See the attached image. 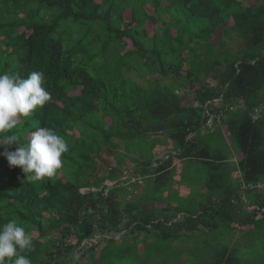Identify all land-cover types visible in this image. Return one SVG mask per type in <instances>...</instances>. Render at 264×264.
<instances>
[{
	"label": "trees",
	"instance_id": "trees-1",
	"mask_svg": "<svg viewBox=\"0 0 264 264\" xmlns=\"http://www.w3.org/2000/svg\"><path fill=\"white\" fill-rule=\"evenodd\" d=\"M231 33L245 41L237 52L223 40ZM32 71L51 98L13 131L26 143L49 127L69 144L57 174L35 183L0 155V225L26 227L32 264H250L240 243L182 245L264 227L262 0H0V74ZM209 102L236 107L211 132ZM176 159L186 198L174 191ZM138 175L144 192L129 201Z\"/></svg>",
	"mask_w": 264,
	"mask_h": 264
},
{
	"label": "clouds",
	"instance_id": "clouds-1",
	"mask_svg": "<svg viewBox=\"0 0 264 264\" xmlns=\"http://www.w3.org/2000/svg\"><path fill=\"white\" fill-rule=\"evenodd\" d=\"M44 80L40 71L30 72L27 78L19 73L0 74V155L33 183L54 177L63 167V155L69 151L68 141L53 128H38L26 143H21L13 131L21 117H29L49 102L51 94L43 86ZM14 145L18 146L11 150ZM33 247L31 234L17 219L0 225V264H32L23 253Z\"/></svg>",
	"mask_w": 264,
	"mask_h": 264
},
{
	"label": "rangeland",
	"instance_id": "rangeland-1",
	"mask_svg": "<svg viewBox=\"0 0 264 264\" xmlns=\"http://www.w3.org/2000/svg\"><path fill=\"white\" fill-rule=\"evenodd\" d=\"M129 18H130V15H129ZM154 27H155L154 25L149 23V29L151 31L154 29ZM221 33H222V30L218 33V35H220ZM223 40L226 42L227 48L229 50L233 51V52H237L238 50L242 49L244 47V44H245V41L241 37H239L237 35V33L225 34L224 37H223ZM129 48L132 49V46H129ZM127 77H129V75ZM170 81H171V79L167 80V82H170ZM210 81H212V80H210ZM139 83L142 84L144 82L143 81H139ZM183 92H184V94L187 93L184 90H183ZM185 96H186V94L184 95V97ZM188 101H189L188 97L186 99L184 98L183 99V104H187ZM222 106H223V104H222ZM231 107H234V106H231ZM224 109H225L226 115H227V112L230 109V107H225ZM235 110H236V107H235ZM230 112H232V111H230ZM204 130L206 131L205 126H204ZM214 138L217 139V140H215L216 142H218L220 140L219 139L220 137H215L214 136ZM226 142H227V144H229L230 147H227V145H226V148H224V145H223V149L222 150L224 152H227L228 154L232 153L233 149H232V146H231V143H230L229 139L226 138ZM235 153H234V155H235ZM236 156L238 158H240L241 154L236 153ZM126 169L127 170L125 171L124 176L122 178H125L126 176H129V174L132 172V170H129V168H126ZM200 176H201V178H200ZM129 179L131 180V182L135 181V179L132 178V177L129 178ZM202 179H203V175L198 173V171H194L193 172V175H192L193 182L195 181L198 184V182L200 181V183H202ZM238 180H241V177ZM140 183H143V184L140 185V189L138 191L134 192L135 188L131 187V191H133L134 193L129 191V195L125 196V197H127L129 199V201L130 200H134L133 199L134 196H139V195H141L144 192L145 183H144V181H141V180H140ZM105 184L114 185L113 181H111V180H109V181L107 180V182ZM199 185H202V184L196 185L197 186L195 188L196 192L199 191V189H198ZM192 195L194 196V194H191V196ZM184 198H186V197H184ZM186 201H188V199H185V200L181 201L180 203L181 204H185ZM248 201L250 202L249 198H244V204H247ZM229 234H234V233H229ZM225 235L226 234H223V235H220V236H215V237H210V234H208V235H206L204 237L203 236H198V237L194 236L193 238L190 239V242L192 243V245L189 242H187L186 244L182 245L181 244V240H180V242L174 243V245L178 246V247L182 245L185 248L192 249V250H195L197 248L199 251H201V248H202V252L203 253H208L210 251L208 246H210L211 250H212V248H218L219 245L221 247L224 246V245H227V246L230 247L231 245H235L236 243H240V245H239L240 252L243 255H246L245 258L248 261V263L250 262V264H264V227H262L261 229H258V230H254L253 232H249V231L241 232V231H239V232H237V234H235V236L232 235L231 238H228ZM241 237H242V240H237V241H234V240L231 241L230 240L232 238H239L240 239ZM184 238L186 239L188 237L185 236ZM208 239H209V242H207ZM212 239H215L216 242L214 240H212ZM205 250H207V252ZM183 257H182L183 258L182 261H184L186 259V254H184ZM175 264H176V262H175ZM204 264H206V263L204 262Z\"/></svg>",
	"mask_w": 264,
	"mask_h": 264
},
{
	"label": "built area",
	"instance_id": "built-area-1",
	"mask_svg": "<svg viewBox=\"0 0 264 264\" xmlns=\"http://www.w3.org/2000/svg\"><path fill=\"white\" fill-rule=\"evenodd\" d=\"M221 101H222V97L219 100H217V102L220 105H222ZM213 110H214L213 105H210V102L207 103L206 106L204 107L203 118L206 119V123H205L204 126H205L206 131H209V132L213 131L217 125H221L222 121L226 118L225 109L223 110V109L219 108V109H217L215 111H213ZM230 110L234 111L235 107H230ZM262 110H263V108H260V107H257V108L254 109V111L252 113V117H253L254 120H257V119H259V117H261ZM163 156H165V155H163ZM241 182H243L242 179H241ZM260 187H261L260 184L259 185L242 184L241 191L245 192L248 189L255 190V189L260 188Z\"/></svg>",
	"mask_w": 264,
	"mask_h": 264
},
{
	"label": "crops",
	"instance_id": "crops-1",
	"mask_svg": "<svg viewBox=\"0 0 264 264\" xmlns=\"http://www.w3.org/2000/svg\"><path fill=\"white\" fill-rule=\"evenodd\" d=\"M263 2H264V0H262ZM188 96H186L185 97V99L187 98ZM189 99V98H188ZM188 103H192V101L189 99V101L187 102V104ZM168 151H165V153H167ZM165 153H163L164 155H165ZM162 154V155H163ZM230 160L231 161H233L235 164H237V162H238V157L237 156H235V155H233L232 154V156L230 157ZM175 165H176V172H175V174H174V180H173V187H174V191H178V193L180 194V195H182V197L184 196V197H188L189 195H190V193H191V188L190 187H188V186H186L185 184H183V183H181V180H182V167L184 166L183 165V162L181 161V160H179V159H176L175 160ZM138 177H141V181H143V177L141 176V175H138ZM233 177H234V179L236 180H238L239 178H240V176L238 175V174H233ZM240 181V180H239ZM140 184H143V183H140ZM166 194H168V193H166ZM181 217V216H180ZM237 239H239V238H236V239H234L235 241H237ZM239 240H242V237L239 239Z\"/></svg>",
	"mask_w": 264,
	"mask_h": 264
}]
</instances>
